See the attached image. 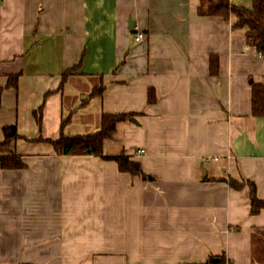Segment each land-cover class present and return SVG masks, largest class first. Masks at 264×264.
Returning a JSON list of instances; mask_svg holds the SVG:
<instances>
[{"label": "crops", "instance_id": "1", "mask_svg": "<svg viewBox=\"0 0 264 264\" xmlns=\"http://www.w3.org/2000/svg\"><path fill=\"white\" fill-rule=\"evenodd\" d=\"M201 1L0 0V142L15 126L10 149L26 164L3 169L0 153V264H194L222 253L264 264V209L252 214L250 186L229 184L252 181L264 199V118L252 112L264 56L233 15H200ZM230 2L251 10L253 0ZM123 113L137 122H120L104 155L125 153L152 178L48 142Z\"/></svg>", "mask_w": 264, "mask_h": 264}, {"label": "trees", "instance_id": "2", "mask_svg": "<svg viewBox=\"0 0 264 264\" xmlns=\"http://www.w3.org/2000/svg\"><path fill=\"white\" fill-rule=\"evenodd\" d=\"M199 14L202 16H219L229 19L231 15L235 17L234 28H241L245 31L247 43L254 47L258 53L264 56V0H253L251 10L245 6L231 4L230 0H202L199 7ZM212 65L214 66V60ZM74 72V68L64 74V80ZM8 87L18 88L19 75H12L8 80ZM3 87H0V105ZM103 87L95 89V94H102ZM155 94L151 90L149 101H155ZM252 112L255 117L264 118V83L252 82ZM134 114H105L102 118L100 130L91 134L65 135L62 134L57 140H48L58 154L61 155H101L106 159L118 162L121 171L129 172L132 175H142L145 179L152 178L143 172L140 162L132 160L125 153L118 155H104V141L113 137L120 122L129 120ZM5 139L0 142L1 167L3 169H23L26 164L22 157L11 151L12 143L19 138L17 128L10 126L4 128ZM11 154V155H8ZM229 184L234 188H242L246 184L251 189L252 214H258L264 209V199L257 195V187L252 181L238 182L230 179ZM194 264H233L226 253L212 254L201 263Z\"/></svg>", "mask_w": 264, "mask_h": 264}, {"label": "built area", "instance_id": "3", "mask_svg": "<svg viewBox=\"0 0 264 264\" xmlns=\"http://www.w3.org/2000/svg\"><path fill=\"white\" fill-rule=\"evenodd\" d=\"M137 39L140 40L144 37V34L142 32H138L137 35H136ZM145 150L144 149H138L137 150V153L138 154H141V153H144Z\"/></svg>", "mask_w": 264, "mask_h": 264}, {"label": "water", "instance_id": "4", "mask_svg": "<svg viewBox=\"0 0 264 264\" xmlns=\"http://www.w3.org/2000/svg\"><path fill=\"white\" fill-rule=\"evenodd\" d=\"M131 121H133V122H137V121H136V119H135V118H133V117L131 118Z\"/></svg>", "mask_w": 264, "mask_h": 264}, {"label": "rangeland", "instance_id": "5", "mask_svg": "<svg viewBox=\"0 0 264 264\" xmlns=\"http://www.w3.org/2000/svg\"><path fill=\"white\" fill-rule=\"evenodd\" d=\"M83 97L81 96V99H82Z\"/></svg>", "mask_w": 264, "mask_h": 264}]
</instances>
